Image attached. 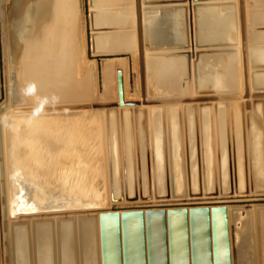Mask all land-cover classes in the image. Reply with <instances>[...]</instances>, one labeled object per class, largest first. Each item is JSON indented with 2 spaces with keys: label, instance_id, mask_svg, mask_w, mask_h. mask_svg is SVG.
I'll return each mask as SVG.
<instances>
[{
  "label": "bare ground",
  "instance_id": "obj_1",
  "mask_svg": "<svg viewBox=\"0 0 264 264\" xmlns=\"http://www.w3.org/2000/svg\"><path fill=\"white\" fill-rule=\"evenodd\" d=\"M5 1L6 0H3V2ZM46 1L52 2V4H50L49 6V13L51 11H55L58 8H60L58 11V15L55 21L48 20L49 17L47 15L48 13H45L44 16L40 15V19H42L43 16L42 19V23H44L43 30H40L39 34L36 36L37 39L32 41L34 50H32L27 57L25 56L26 52L20 50V47H18L20 43L19 40L23 39L25 35V31L29 25V21L31 20V18L34 19L33 20L34 23L38 22L35 20V18L37 13H39V10L41 9L39 8L37 1L32 2V5L26 8L25 15L17 16V14H13V16L16 15V17L14 18L17 17L19 18V21L17 23H20L19 27L16 28L18 37L15 42H13L14 39L12 38V35L10 33V25L7 24V26L5 27L6 41H7V44L5 45V53L7 58H9L6 60L8 86H9V78L11 80L14 74L12 67L13 65L15 66L19 64V59L17 58L20 52L25 53L23 54L25 58L24 65L27 64L26 67H28V69L32 73L38 76V78L40 79L39 83L41 82L43 84L46 82V90L43 91L42 86H39L41 84L37 83V81H35L31 75L25 73L23 78L29 84L28 85L29 88L28 89L26 88L25 91L22 93L23 95L21 94L19 98L15 99L16 101L23 103H25L24 102L25 98L29 103H31L32 101L40 102L42 100H45V103H49L54 100L55 103V100L63 101L71 98L73 92L72 90L68 89L69 88L68 86H67L68 88L64 87L62 89L55 88L54 87L55 85L52 86L53 84L50 82V80H48V77L46 76L47 74L44 73V67H46L47 65L46 61L51 60V57L54 55L55 50H58L59 48L58 46L61 45L60 42L62 40L59 37L60 31L58 30H63V29L65 30L66 28L68 32L69 30H73L74 31V33L72 32L73 40L76 41V43L78 44V45L76 44V46L79 47V40H78L79 34L77 28V23L79 20L77 0H46ZM129 1L130 0H93V3L95 5L94 9L99 11V14L95 18L94 25L96 27L98 25H110V26L114 25L120 27L119 31L116 32L118 34L115 36H110L109 34H102V35L99 34V36H97L95 40L97 51L99 50L101 51L105 50L106 52L120 51L124 53L135 52L138 55V49H137L138 36H139V32L137 34L138 25L137 23L133 22V17H130L132 14L129 13V10L127 9V6L125 4V3H129ZM217 1H223L224 4L223 8L219 7L220 5L217 4ZM250 1L251 3L248 2V0H246V8H245V2L243 0L244 16H245V23L243 27L247 35L245 43L247 47V66H248L249 82L251 83V89H255V91H261L263 94L264 92V0H250ZM30 2L31 0H29V3ZM209 2L212 3L209 4L208 6L199 8L196 12L197 44L199 45L200 48H204L205 50L215 47L222 48V46H230V47L225 49L226 51H228L226 54H219L213 52V50H209L208 52H205L204 55H201L200 58L198 59L196 72L192 73L194 86H195L194 94L197 93L199 96L197 99L193 100L196 102L195 104H192L193 101L182 104V102L185 101V99L182 98L183 96L179 97L181 93L184 92H181V90L178 87H176L175 80L177 79V77L175 73L178 72L177 73L178 75L181 74L179 71L182 72L183 70L182 63L178 62L175 64H171L169 61L164 60L163 57L161 56L154 57V55L160 53V51L148 52V54H151L153 56L151 57L152 61H148L149 77L152 83L155 84L156 86H160L159 88L163 91L170 92L173 94V93H177L179 89V92L177 93V96H174L175 98L173 99H164L165 96H157V97L153 96L155 98L161 97L158 100L163 102L162 103L163 106L162 105L149 106L146 109L149 110L166 109L167 111H170L167 113L166 117L169 116L171 122L174 123L175 122L177 123L176 120H178V116L176 115L178 113H180L181 117L183 118L184 115H187V118L192 119L191 115L193 114V110L197 113V115L198 113L199 115L200 113L201 114L204 113V115L197 116L199 121H206L205 117L208 116L207 115L208 113H211L212 116L211 122L213 123L215 121V115L216 116L219 115V118L221 117L223 118V114L221 113V108L219 107L221 103L216 101L217 99L221 98L220 97L221 95L218 94L223 93L222 91H227V90L233 91L234 93L239 90L243 91V83L239 81V78L235 77L236 70L237 68L240 67L239 59H242V56H239V54H241L242 52H241V46L239 45V41L237 40V30H236L237 27L235 26L236 24H238L235 22L236 19L235 10H236V6L239 4V0H209ZM256 6L258 7V10L254 9ZM7 18L9 19L8 16ZM23 21L24 23H22ZM7 23H9V20ZM255 24L256 25L258 24L260 27L261 26L263 27L262 28L258 27L256 29L259 30H256L255 29L256 26L254 27ZM166 25H167V21L164 23L165 26L164 31L166 32L165 34L166 41L167 43H169L171 42V40H173V37L171 36L172 32L168 36L167 31L169 30L167 29ZM38 26H42V25L34 24L32 25L31 30L33 27H38ZM157 26L159 27V24L153 21V19L146 18L145 23L144 22L140 23L139 28L141 30L142 35L144 31V33H146L149 40L154 41L160 38V36L156 33ZM247 27L249 30L247 29ZM81 28H82V24H81ZM7 30H9V33L7 32ZM228 31L231 34H233L234 32L233 35L236 38L234 37L233 40L229 38V35L227 33ZM177 38H179L178 35ZM238 46L240 50L236 49L235 51L231 49V48H238ZM15 47L18 49L17 51ZM11 54L14 57L13 59L14 63L11 61V56H10ZM74 60H75V65H74V72L72 79L75 84L76 83L78 84L80 78H82L81 72L83 71V69L82 67L80 68L79 66L80 64L78 65V58L76 57V55H74ZM116 62L118 63V61H115V63ZM234 63H236V65ZM120 64L121 65L119 64L118 65L121 68L122 74H124V71L122 69L124 68L125 63H120ZM174 65H177V67L174 68ZM25 70L27 69H24V72ZM102 71H103L102 90L104 93L102 98L104 97L107 99V97L110 96L109 90H110V85L112 84L111 81H113V79L115 80V85H114L115 90L114 89L113 90L116 91V77H115L116 66H114L113 63L110 64L104 63L102 66ZM20 81H21L20 77H17L14 80L13 84L10 85L9 87V93H8L9 105L12 98V93L16 94L15 91L17 90L15 89L19 90L20 88L24 87V84L20 83ZM62 81L63 80L61 79L60 82ZM126 83L127 82L124 77L123 94H124V99L127 100L126 98L127 94L125 95ZM83 84H85V82ZM255 91L252 90L251 92L250 90V95H249L250 96L249 99L251 102L250 105L255 100L254 95L257 94V92ZM41 92L43 94H40ZM203 93L206 95H210V96H205V98L211 99V102L206 103L207 105L209 104L210 106H203L206 108H203L201 111L199 110L198 104H200L199 102H201L203 99L201 97ZM159 94L160 91L158 95ZM112 95L113 94H111V97ZM214 96H216V98L215 100H212V97ZM83 97L85 98L86 95H83ZM256 97H258L259 99L262 100V102H264L263 101L264 96H259V94H257ZM88 98L90 97L88 96ZM108 100H110V98L107 99L106 101ZM116 100H117V95L115 94V101ZM169 100H172L173 103H169ZM76 101L77 103L78 102L80 103L82 100L80 101L76 100ZM84 102H88V101H84ZM45 103H41V104H45ZM170 104H180L181 108L179 107L180 108L178 109L179 111L176 108H171V107L165 108L164 105L171 106ZM39 107H47V106L41 105ZM252 107L253 106L250 107V110H252L251 109ZM128 109H133V108H128ZM252 112H254V110ZM263 112L264 111L262 109V114ZM41 115L43 114L32 116L31 118H20L18 119L17 122L9 120L8 127L7 124L4 125V122L2 123L3 118L1 119L0 130H1V143L3 147H2V163L0 164V170L2 176H4L5 178L6 193H5L4 211L5 213L8 214L7 223L5 225V230H4L5 233L4 237L6 239L5 244H3V240L1 238L3 264H92V263L100 264V260L98 262V258H97L98 255L97 251L95 250L96 249L95 234L97 233V238H98V232H96L97 229L95 230L94 226L92 225V222L90 221L81 222L79 225L80 227L79 231L74 230L71 227L72 225L70 221L62 220V222H58L57 220H52L54 230L51 228V225H45V224H50L48 222H43L40 225L30 224L28 226L27 225L28 221L27 222L23 220L19 222L10 221L9 214H11L10 210L12 208L11 209L9 208L12 206L11 204H13L15 200H18L17 198H19L21 195L25 194L27 189L28 191L26 193L28 194L27 195L28 199H26L25 201L27 202V204L30 205V207L28 206L29 208L27 209V211L20 212L21 214L22 213L24 214V212H27L26 214L29 213L28 215L41 214L44 212L51 213L52 211L58 212V210L60 209L73 208V205H75L78 201H79L78 203L81 204H76V205H83L82 203H94L93 201L98 202L99 199L101 198V190H99L101 186L100 181L97 179V182H95L94 178L89 175L94 169V166L92 165L94 158H97L98 160L103 159V153L104 156L106 157L107 154L106 149L102 148L101 146V141L103 142V144L105 143L106 145L105 131H103L104 132L103 133L102 131L99 132L98 128H96L97 130L93 129L94 123L91 117L78 119V115L75 116L70 115L67 117H61V116L48 117ZM126 115L127 114L123 115V122H124L123 127L121 125H118L117 127L118 130L117 131L114 130L115 132L112 133L113 141L115 140L116 132H119L116 139H119L120 136L122 137V135L120 134L122 133V130H124V132L126 133L124 134L127 136L130 133V128H128L129 124L131 123L132 125H134V123L131 122L132 120H130L129 116ZM161 117L162 116H160L159 112L155 111V114H153L150 117V119L151 120L153 119V122L155 121V124H158ZM262 117H264V114ZM110 118L113 121L119 120L117 119L118 117H115V115L113 114H111ZM257 119L259 123L257 127L253 129L252 139L250 141H248V139L244 141V143L246 144V148L248 149V146H250V150L254 155L253 156L254 167L255 170H257L254 172V177H253L255 182V188L260 186L263 179V172H260L261 161H262V154L260 151L261 135L256 130L259 129V126L261 128L262 124H264V122H262V119L264 118L262 119L257 118ZM251 120H252L251 122L254 121V119L252 118ZM192 123H193L192 120H190L189 129L192 126ZM173 127L174 130H173V136L171 138V145L173 148V155L176 158L174 162L177 165V160L178 158H180L178 154V150L180 147L179 144L180 137L178 133L175 131L176 124H173ZM80 128L84 129L85 133L90 132L91 134L92 133L97 134L96 146H93L94 137H91L89 134L88 138L85 139L81 133ZM7 135L9 137V147H8L9 161H7V147L5 146ZM207 135H209V132H207ZM153 136H154L153 140L155 143V153L157 160L156 162L160 161L161 163V157L158 150L161 141L158 138V134H156L155 132ZM113 144L115 145V142H113ZM237 145L240 147V140ZM149 146H150V142H149ZM210 146L211 145L209 144L206 145L208 151H211ZM221 146L223 147L220 141L219 147L221 148ZM212 148L213 150L211 152H213V155L215 156L214 153L217 152V148H218V143L217 141H215V138ZM90 152H93V154ZM208 155L209 153L207 152V156ZM191 157H193V151H191ZM8 162H9V166H8ZM205 164L207 165V169H208L209 162L206 161V159H205ZM101 165L104 167L103 164ZM176 165L174 164V174H175V182H176L175 190L179 192L180 177L178 176L179 170H176L177 167ZM191 166L192 168H194V164ZM157 168L159 169L157 182L158 184H160L163 170L161 171V168L159 167ZM114 184H119L117 183L116 177H114ZM116 190L117 189H115V193ZM43 200L45 204H47L48 207L52 209L49 210L42 208L33 209L34 207L38 208V206H41L40 203ZM151 200H155V199L152 197ZM122 203L124 202L122 201ZM261 219L262 220L260 221L261 222L260 238L259 236H257L258 240L254 246H255V253L257 251L256 246H259V251H261L262 253V258H260V261L261 264H264V216H262ZM127 221L128 223L126 224V228L123 231V233L124 235L126 234L125 237L127 238V247H128L127 251L129 250L128 264H138L136 260H134L135 258L132 257V253L134 252L133 250H136L135 252L139 254L138 244L136 242L137 239L135 238L138 232L137 228L139 224L135 219L127 220ZM157 221L158 219L151 220V223L154 224L157 223ZM180 222H181L180 220L174 219V221L172 222L171 234L180 235L183 233V230L179 229ZM78 223L79 222H77V224ZM111 223L112 221L109 220L105 222L107 242L108 244H110V247L112 246V249H109L110 250L109 258H112V253L114 251L113 238L115 236L113 231L114 228L113 226H111ZM151 223L144 222L145 236L147 234L150 235L153 234L154 226ZM147 224H149L148 227ZM176 224L178 225V228L175 227ZM194 225L197 228H199L197 230L198 232L203 231V223H201L200 221H195ZM209 225L211 231V244L214 247L212 250V260L217 264H223V260L227 259L228 264H230L232 261V255L229 257L231 250V246H230L231 231H230L229 221L227 222L222 217L216 216L210 219ZM226 225L229 227V230L228 228H226ZM167 227L168 224H165V228ZM258 227L259 225L255 224L256 235H257V231H259ZM241 228L242 231L243 230L245 231V233L241 234L240 236L241 239L239 240L240 243L238 250L240 251V260L238 258V263L250 264L246 256L247 253L246 232L249 230L251 231L250 224L243 221ZM155 229L156 230L154 231V236L156 241L155 243L153 242L155 251L153 249L154 254L152 260L154 264H159L162 262V260H158L160 258V254H159L160 244L158 242L159 241L158 235H159V231L162 232V229L160 225L159 227L155 226ZM147 230L149 231L147 232ZM176 244H177V240H176ZM248 246L249 245H247V248L249 249ZM251 250L252 248L250 249V251ZM73 260H75L76 262H74ZM139 264H141V262Z\"/></svg>",
  "mask_w": 264,
  "mask_h": 264
},
{
  "label": "water",
  "instance_id": "obj_2",
  "mask_svg": "<svg viewBox=\"0 0 264 264\" xmlns=\"http://www.w3.org/2000/svg\"><path fill=\"white\" fill-rule=\"evenodd\" d=\"M10 0H0V58H1V79H2V90L0 88V99L3 100L0 103V127L1 119L5 112L9 109L8 102V93L9 87L12 85V79L9 78V86L7 82V56L5 53L6 41V30L7 18L5 20L4 8H7ZM195 1V0H192ZM189 0H130L129 3H125L127 9L130 12H134L133 22L138 25V55H137V67L134 70L137 72L136 80L139 86L138 96L141 98V101H125L123 94L124 79L121 70H116V95L117 100L115 102L111 101H94L95 92L97 89V79L96 72H92V83H93V101L91 102H81L75 103V105H57V106H47V107H33L27 108L19 112H28L31 114H36L41 111L46 114L48 117H67L78 115V119H84L91 117L94 123V128L99 129L100 131H105L106 136V145L101 141L102 148L106 149V157L103 153V159L98 160L94 158L92 165L94 169L89 176H92L97 182V179L100 181L101 198L98 202L93 201L94 203H82L90 204L89 206L80 208L76 205L73 208L60 209L58 212H51L52 214H66L79 211H94L96 215L89 217H79L78 220L81 221H91L95 230L98 226V238L97 233L95 234V247L97 251L98 262L100 264H127L129 259V250L126 251V237L123 233L124 223L128 219H139L140 224L138 225L137 231L139 235H136L138 243V253L135 251L132 253V257L135 258L139 264H154L153 254L155 251L154 244L155 236L154 231L155 226H161L162 232L159 231L158 241L160 244L159 254L162 260L159 264H217L212 260V250L213 246L211 244V231H210V219L213 217L219 216L228 220L227 213L229 212V222H230V255H232V261L230 264H239L238 258L240 260V251L239 249V240L241 239V234H244L245 231H242L240 227L237 229V223L239 222L242 226V222L250 224L251 231L246 232L247 245H246V256L250 264H261L260 258H262V253L259 251V246L255 253V243L260 238V225L261 217L264 216V204L263 205H247V206H234L230 207L228 210L224 208H189V209H171V210H150V211H126V212H110V202H135L140 201H150L153 197L157 201L168 200L172 198L173 200L187 199L186 197L193 199L200 198H215L218 196H248V195H264V124L261 128L256 131L261 135V152H262V161L260 172H263L262 183L259 187L255 188L254 182V159L253 154L250 150L246 148L244 141L252 139V132L255 127L258 125V119H254L251 122L249 120L250 116H246L245 112L252 113L250 111L251 106H256L258 103H262V100L256 97L264 96V92H257L255 100L250 105V89L251 83L249 82V75L247 72V47H246V35L245 29L243 27L244 23H240V32H241V54L243 60V70H244V84H243V93H237L233 91H222L219 93L221 95L220 99H217V102H220L219 107L223 108V123H224V137H221L222 131L220 130L221 120L219 121V115H215L214 126L212 121L211 113H208L205 117L206 121H199L197 116L204 115L197 113L193 110L192 114V125H193V134L190 137L189 133V122L187 115H184V118L181 117L180 113L178 116L177 123L171 122L169 116L166 118L161 117L159 121V134L161 142L159 144V154L161 157V163L156 162V153H155V143L154 136L151 127V119L147 125V118L145 116V109H141L142 106H160L162 101L158 98L147 100L151 96H165L166 99H173L174 96H177V93H170L161 90L159 87L152 83L149 77L148 71V61H152L151 54H148L149 51H160V53L154 55V57H163L164 60L169 61L171 64L178 62L182 63V72L178 75L175 73L177 79L175 80L176 87H178L181 92L180 96L185 99L182 103L192 102L197 99L199 96H189L185 94L191 91V75L193 72H196V65L199 59V56H196V60L192 61L191 53V21L189 13ZM90 7L89 10V24H90V51L93 55H113V54H128L130 52H106L105 50L96 49L95 40L97 36L102 34H109L110 36L117 35L120 27L110 26V25H94L95 18L99 14L98 10H95L93 0H88ZM239 10H240V20H243V0H239ZM147 19H153L156 23L159 24V27H156V33L160 36L159 39L150 41L146 33L143 31V35L139 28L140 23H145ZM167 21L169 26L167 33L168 36L172 32L173 40L167 43L164 31V23ZM166 25V26H167ZM194 30V41L196 47L201 49L197 44V34H196V17L193 18ZM105 31L106 33H104ZM114 32V33H111ZM177 35L179 38H177ZM170 41V40H169ZM85 48V47H84ZM204 49V48H203ZM206 51V50H205ZM219 53L217 51H213ZM146 53V54H145ZM85 54V53H84ZM131 54V53H130ZM202 54V53H201ZM220 54V53H219ZM203 55V54H202ZM85 60V58H84ZM135 64V63H134ZM92 66V65H91ZM177 65H174L176 68ZM175 77V78H176ZM136 83V84H137ZM137 87V85H136ZM135 87V89H136ZM156 87V90H154ZM160 94L158 95L157 93ZM154 91V92H153ZM151 92H153L151 94ZM156 92V93H155ZM137 94V93H136ZM10 95V94H9ZM216 95V94H215ZM199 102V110L202 111L204 104L211 102V99L205 98ZM252 96V95H251ZM216 96L212 97V100H215ZM230 102V103H228ZM169 103H173L172 100H169ZM196 103L195 101L192 102ZM223 103V104H222ZM126 106V107H125ZM188 106V105H186ZM195 106V105H193ZM128 108H133L132 111H127L129 113V119L132 120L135 124V129L137 134L134 138H127L126 133L122 130L121 142L117 138L119 132L115 133V140H112V133L117 131L118 125L123 127V115L124 110ZM253 108V107H252ZM118 109L120 111H118ZM197 109V107H196ZM254 112H257V108H253ZM12 111V110H11ZM237 112V113H236ZM14 114V111H12ZM141 113V114H140ZM23 114V113H22ZM111 114L118 117L117 121H113L110 117ZM25 116V115H23ZM43 116V115H41ZM10 117V119H9ZM6 117L4 125L9 126V120L13 119L14 116ZM19 117V116H18ZM238 118V123L240 127V133L235 134V119ZM133 118V119H132ZM202 118V117H201ZM141 119V121H139ZM183 119V120H182ZM112 120V121H111ZM181 121L184 124V132L181 130ZM140 122V123H139ZM206 128L203 127V124ZM208 123V124H207ZM173 124H176L175 131L180 137V147L178 150L179 157L177 160V165L174 162L176 158L173 155V148L171 145V138L173 136ZM200 124V128H199ZM139 125L142 130L143 137L140 140L139 134ZM112 128V129H111ZM81 133L85 139L94 135L93 146L97 144V134H91L90 132L85 133L84 129H81ZM97 130V129H96ZM115 130V131H114ZM206 130V132H205ZM261 131V133H260ZM209 132V135H207ZM85 133V134H84ZM104 133V132H103ZM125 133V134H124ZM239 134V135H238ZM132 136V135H131ZM150 138V139H149ZM215 141L218 143L217 152L213 155L212 146ZM240 140V147L237 145ZM205 141V144H204ZM220 141L223 145L219 147ZM115 142V145L113 144ZM150 142V146H149ZM211 145L210 150L208 151L206 145ZM136 145V150H135ZM2 143H1V130H0V164L2 163ZM140 147V149H139ZM205 147V150H204ZM83 148V146H82ZM8 150V149H7ZM191 151H193V157H191ZM207 152L209 155L207 156ZM224 152V153H223ZM93 154V152H90ZM95 155V154H94ZM93 155V156H94ZM141 157L143 160H141ZM215 157V158H214ZM192 158V159H191ZM206 161L209 162V168L207 169ZM214 160V161H213ZM224 161V162H223ZM104 162V163H103ZM103 164L104 167L101 165ZM174 164L177 166L176 170L178 171V176L180 177V191L175 190V174H174ZM194 164V168L191 165ZM179 166V168H178ZM161 168L163 170L161 176V183L158 184V172ZM116 168V169H115ZM116 170V171H115ZM114 177L117 178V183L114 184ZM115 189L116 193H115ZM178 189V188H177ZM209 190V191H208ZM5 178L2 176L0 170V197H1V226H2V240L3 244L6 243L4 237L5 225L7 223L8 214L4 211L5 206ZM116 194V195H115ZM79 202V201H78ZM77 204H81L78 203ZM86 208V209H84ZM241 212H244L245 216H241ZM49 213V212H44ZM41 213V214H44ZM10 219L14 218L10 216ZM254 217L256 219H254ZM52 219V218H50ZM57 221H70L72 225H75V220L77 218L67 217V216H57ZM157 223L152 224L151 220H157ZM174 219L180 220L179 229L183 230V233L180 235L171 234L172 222ZM39 220V222H49L51 228H53L52 221H47L49 219H34ZM109 220L114 223V251L112 253V258H109L110 244L107 242V234L105 222ZM11 221V220H10ZM18 220L15 222H19ZM27 221V220H25ZM195 221H200L203 223V231L198 232L194 223ZM145 223H151L153 227V234H144ZM163 226H162V225ZM165 224H168V227L165 228ZM255 224L259 225L256 235ZM80 223L75 227L79 231ZM121 225V233L119 227ZM149 224H147V227ZM175 227L178 228L176 224ZM254 227V228H253ZM149 231V230H148ZM256 237V238H255ZM99 239V242H98ZM177 240V244H176ZM117 243V244H116ZM259 243V241H258ZM252 250L250 251V249ZM154 249V251H153ZM258 253V257L256 255ZM168 254V255H167ZM216 254V251H215ZM169 259V260H168ZM157 260V261H158ZM257 260V261H256ZM111 261V262H110ZM147 262V263H146ZM223 264H228V260L224 259Z\"/></svg>",
  "mask_w": 264,
  "mask_h": 264
},
{
  "label": "rangeland",
  "instance_id": "obj_3",
  "mask_svg": "<svg viewBox=\"0 0 264 264\" xmlns=\"http://www.w3.org/2000/svg\"><path fill=\"white\" fill-rule=\"evenodd\" d=\"M14 1L13 0H10L9 1V4L7 5V8L6 9L4 8L5 20H6L7 16L9 17V19L7 18V22L9 20V23L8 24L10 25V33L12 35V38L14 39L13 42H15L17 40L18 35H17V32H16V28H18L19 25H20V23H17L19 21V18L18 17L17 18H14V17H16V15L13 16L12 13H11V10H10L11 7H12V5H13V3H14ZM23 1L26 3V0H19V6H18V9H17V12H16L17 16H22V2ZM244 2H245V0H244ZM248 2L251 3L250 0H248ZM211 3L212 2H209V0L208 1L207 0H195V1L189 0V2H188V5H189V13H190V21H191L190 23H191V40H192V42H191L192 61H195L196 60V56H199V55H202V54L204 55V53L205 52H208L209 50H213V51L215 50V51L219 52L220 54H226L228 51H226L225 49H227V48L230 47V46H222V48L215 47V48H211V49H206V51L203 48L198 49L196 47V43L194 41V35H195V33H194V30L193 29L195 27L193 26V18L195 19L196 12H197V10L199 8L204 7V6H208ZM217 4L220 5L219 6L220 8H223V5H224L223 4V1H217ZM77 8H78V19H79L78 20V23H77L78 34H79V38H78V40H79V47L76 46L77 43H76L75 40H73V33H74L73 30H69V32H68L67 28L65 30L63 28H62L63 30H58V31H60L59 32V37H60V39L63 42L62 41L60 42L61 45L58 46L59 47L58 50H55V53L51 57V60L46 61V64L47 65H46V67H44V73L47 74L46 76L48 77V80H50V82L53 84L52 86L55 85L54 87L55 88H58V89L59 88L62 89L64 87H66V88L69 87L68 89H70V90L73 91L71 98H69L67 100H63V101L62 100H55V103H54V100L51 101V102H49V103H45V100H42L40 102L32 101L31 103H29L26 100V98L24 100L25 103L16 101L15 99L16 98H19V96L25 91L26 88L27 89L29 88V86H28L29 84L23 78V76L25 75V73L28 74V75H31L33 77V79L35 81H37V83H39V80H40L36 74L32 73L28 69V67H26L27 64L24 65L25 58H24L23 54H25V53H23V52H20L19 53L18 52L19 53V56H18L17 59H19V64L15 65L16 72L14 71V65H13L14 76L12 78V82L11 83H13L14 80L17 77H20V80H21L20 83H23L24 84V87L20 88L19 90L18 89H15V90H17V91L14 90L16 94L12 93V98H11L10 105H9V108L10 109L7 110L8 112L7 111L5 112L6 115L4 114L3 120H5L6 117L14 116L13 119H11V121L17 122L18 119H20V118H31L32 116H37V115H40V114H43V116H47L46 114H48V113H44V112H41V111L40 112H37L36 114L35 113L34 114H31V113H28V112H26V113L20 112L21 113L20 114V113L17 112V111H21V110L27 109L26 107H28V106H30L28 108H33V107H39L41 105L52 106V104H53V106H57V105H68V104H71L70 102H72V103L74 102V104H71V105H75V103H77L76 100H78V101L82 100L83 102L84 101H88V102L89 101L90 102L93 101V88H94L93 83H92V76H93L92 75V72H93V70L96 72V79H97V89H96L95 97H94L96 99H94V101H97V100L101 101L102 99L105 100L106 98H104V97L102 98V96L104 94L103 93V90H102V86H103V74H102L103 71H102V66H103L104 63L105 64L113 63V65L116 66V70H121V68L119 67V65H121L120 63H125V66L122 69L124 71L123 79L125 77V80L127 82L126 85H125V90H126L125 91V95L127 94L126 95L127 100L126 99L125 100L126 101H133V100L134 101H141V98L138 96V94H139V86H138V83H137V80H136L137 72H135V70H134V65H135V68L137 67V61H138L137 54L134 52V53H131V54L128 53V54H113V55H99V54L93 55L91 53V51H90L91 31H90V24H89V10H90V7H89V4H88V0H77ZM254 9L255 10H258V7L256 6ZM47 13H48V11H47ZM129 13L132 14L130 17H133L135 19L134 12L133 11L132 12L129 11ZM235 13H236L235 22L239 24V25L238 24L235 25L237 27V29H236L237 30V40L239 41V45L241 46V32H240V27L239 26H240V23H245L244 7H243V20H242V22L240 20L239 4L236 6ZM47 15L49 16L48 17V20L49 21H54L52 12L51 13H48ZM80 22L82 24V28H81ZM22 23H24V21ZM12 24H13V26H12ZM34 24H37V23H34ZM254 27L256 29L258 27L259 28H262L263 26L260 27L258 24L257 25L255 24ZM35 28L36 27H34V29ZM256 30H259V29H256ZM28 31H30V33H28ZM32 31H33V28L31 30V27L28 26V28L25 31V35H24L23 39L22 40H19L20 43H19V46L18 47H20V50H23V51L26 52V54H25L26 57L33 50V42H30V43L29 42H25L26 39L27 38H30V39L32 38L34 40L36 38V30L34 32H32ZM7 32L9 33V30H7ZM103 32L106 33L105 31H103ZM227 33L229 35V38H231L233 40L234 37H235L233 35L234 32H233V34H231L229 31ZM13 34H14V37H13ZM245 35H246V32H245ZM227 44H229V43H227ZM15 49H16V51L18 50L16 47H15ZM79 49H80V51H79ZM231 49H233L235 51H236V49L240 50L239 49V46H238V48H231ZM11 53H12V51H11ZM132 54H134V55H132ZM74 55H76V57L78 58V65L80 64L79 65L80 68L82 67V69H83V71L81 72L82 73L81 74V77L82 78H80L78 84L77 83L75 84L74 81H73V79H72L73 72H74V65H75ZM10 56H11V61L14 63V60H13L14 57L12 56V54ZM239 56H242V54H239ZM53 57H56V58H53ZM84 58H85V60H84ZM7 59H9V58H7ZM115 61H118V63L117 62L115 63ZM239 61H240V67L237 68L235 77L239 78V81L244 84V81H243V79H244V70H243V63H242L243 60L242 59H239ZM65 62H67V63H65ZM234 64L236 65V63H234ZM24 66H25V68H24ZM196 68H197V65H196ZM24 69H27V70H25V72H24ZM90 70H91V72H90ZM71 72H72V74H71ZM247 72H248V69H247ZM1 76H2V74H1V58H0V88L2 90V79H1ZM61 79L63 80L62 82H60ZM191 79H192L191 80V83H190L191 84V91H189L187 93H190L191 94V95L189 94V96H197L198 95L197 93L194 94V88H195V86H194L193 75H191ZM84 82H85V84H83ZM111 82H112V84H111L112 86L110 85V90H109L110 96H108L107 99L110 98V100H108V101L115 102V94H116V91H114L115 90V88H114L115 80L113 79V81H111ZM39 84H41L39 86H42V90L43 91L46 90V82L43 83V84L40 82ZM136 85L138 87H136ZM135 87H136V89H135ZM154 90H156V87H154ZM250 90H251V92H252V90L255 91V89H250ZM227 91H229V90H227ZM153 92H151V94ZM178 92H179V89H178L177 93ZM255 92H258L259 93L261 91H255ZM237 93L240 94V93H243V92H242V90H239V91H237ZM40 94H43V93L41 92ZM111 94H113L112 97L114 99L111 97ZM83 95H86V97L84 98ZM185 95H188V94H185ZM80 96H81V98H80ZM88 96L91 99L88 98ZM179 97H181V96H179ZM179 97H176V98H179ZM154 98L155 97L151 96L150 98H147V100L154 99ZM159 98H161V97H158V99ZM164 99H166V98H164ZM2 100H3V98L0 99V103H1ZM99 101H97V102H99ZM41 103H45V104H41ZM182 104H184V103H182ZM193 104H195V103H193ZM170 105L171 106H166V105H164V106H165V108H170L171 107V108H176L177 110L181 108L180 104H170ZM140 106H141L140 107L141 109H143V110L145 109V113L144 114H145V116L147 118V125L149 124L148 121H150V117L153 114H155V111L156 112H159L160 116H164L165 118H166L167 113L170 112V111H167L166 109H162V110H149V109H146L149 106H142V105H140ZM152 106H154V105H152ZM205 106H210V105L209 104L208 105L205 104ZM191 107H193V106H191ZM11 110L14 111V113H16V114H13ZM120 110L118 109V111H120ZM130 110L132 111V109H126V110H124V114H127L126 116H130L129 113L127 112V111H130ZM221 113L223 114V108L221 109ZM147 114H148V116H147ZM23 115H25V116H23ZM9 119H10V117H9ZM190 120H192V119L188 118V122ZM220 120L222 121L221 124H220L221 125L220 126V130L222 131L221 137H224V131H225L224 130V123H223V119L222 118ZM139 121H141V119ZM237 121H238V118L236 117V119H235V134L240 133V129H239L240 127H239V123ZM151 122H152L151 123V127H152L153 134H154V132L156 134H158V138L161 141L160 134H159V122L157 121L158 124H155V121L153 122V119L151 120ZM202 125H203L204 128H206L204 126V123ZM134 126H135V124L132 125L130 123L129 124V127H128V128H130V133H129V135L127 137L130 138V139L131 138H134V139L136 138L134 135H136L137 132L134 133V131H136V129H135ZM213 126H214V122H213ZM183 127H184V124L181 121V130L184 131V128ZM138 128H139L140 140H142L143 133H142V130L140 129V125H139ZM199 128H200V124H199ZM189 133H190L189 136L191 137L192 134H193V125L189 129ZM91 137H93V135ZM121 138L122 137L120 136L119 137V141L120 142H121ZM5 146L8 149V147H9V137H8V135H7V138H6V141H5ZM139 149H140V147H139ZM135 150H136V147H135ZM8 157H9V155H8V150H7V161H9L8 160L9 159ZM141 160H143L142 157H141ZM8 166H9V162H8ZM8 169H9V167H8ZM25 191H26V188H25ZM27 191H28V189H27ZM26 192H25V194H23L19 198H17L18 200H15V202L13 204H11L12 206L9 209L12 208L11 210H14V211H11L10 210L11 217H14V218H11L10 219L11 221H18L19 219L20 220H23V221L27 220L28 221V224L27 225L29 226L30 224H34V225H40V224H42L41 222H38L39 220H33V218L34 219H38V218L49 219L47 221H52V220H57L56 219L57 216H67V217L77 218L75 220V223L76 224L74 226L71 223V225H72L71 227L74 230H77V228L75 229V227L77 225V222L81 223V222H85L86 221V220L81 221V219L78 220L79 217H83V216L84 217H89V216H92V215H96V213H94V211H79V212H73V211H71L72 213H69L68 212L66 214H52L50 212L49 213H44V214H33L32 213L33 215H28L29 213L26 214L27 212H24V214L23 213L21 214L20 212L27 211V209L30 207V205L27 204V202L25 201L26 199H28V196H27L28 194ZM186 198L187 199H181V200H173L172 198H169L168 200H163V201H157V200L140 201V200H137L135 202L123 201L124 203H122V202H118V203L117 202H115V203L110 202V207H109L110 209L109 210H110V212H118V213H120V212H126V211L171 210V209H189V208H201V207H204V208L205 207L206 208H224V209H227L228 210L230 207H234V206H247V205L256 206V205H263L264 204V195H258V196L257 195H248V196H236V195H233V196H229V197L228 196H223V197L222 196H218V197H215V198H203L202 197L200 199H196V198L190 199L188 197H186ZM23 199H24V202H23ZM42 204H44V205H42ZM24 205L27 206V207H25ZM40 205L41 206H38V208L37 207H34L33 209H41V208L42 209H47V210L52 209V208H49L47 204H45L44 200L40 203ZM87 205L88 204H86V205L83 204V205H78V206L80 208H82V207H86ZM1 206L2 205H1V197H0V213H1ZM75 206L76 205H73V207H75ZM18 211H19V213H18ZM52 212H54V211H52ZM227 215H228L227 217H228V220H229V212L227 213ZM241 216L242 217L245 216L244 212H241ZM50 218H52V219H50ZM134 219L138 222V224H140L139 219H136V218H134ZM254 219H256V218L254 217ZM128 220H132V219H128ZM228 220H227V222H228ZM27 221H25V222H27ZM59 222H62V220L59 221ZM1 223H2V220H1V215H0V224ZM35 223H37V224H35ZM127 223H128V221H126L124 223V230L126 228V224ZM45 225H50V224H45ZM111 226H113V228H114V223L113 222L111 223ZM120 226H118V227H119V230H120V233H121V230L122 229H120L121 228ZM240 227L241 226H240V224L238 222L237 223V229H239ZM226 228H228V230H229V227L227 225H226ZM1 229H2V226H0V264H3L2 245H1V236H2ZM52 229H51V231H52ZM96 229L98 230V226L96 227ZM93 232H94V229H93ZM147 232H148V230H147ZM137 235H139L138 232H137ZM125 236H126V234H125ZM140 236H141V234L139 235V239H140ZM225 236H226V234H225ZM114 238H115V236H114ZM114 238H113V240H114ZM135 238L137 239V237H135ZM158 239L160 240V238H158ZM27 246H28V244H27ZM27 246H26V248H27ZM127 249H128V247H127V238H126V251H127ZM97 251H98V249H97ZM257 256H258V253L256 255V258H257ZM30 260H31V257H30ZM73 261L76 262L75 260H73Z\"/></svg>",
  "mask_w": 264,
  "mask_h": 264
},
{
  "label": "flooded vegetation",
  "instance_id": "obj_4",
  "mask_svg": "<svg viewBox=\"0 0 264 264\" xmlns=\"http://www.w3.org/2000/svg\"><path fill=\"white\" fill-rule=\"evenodd\" d=\"M35 1H37V3H38V6H39V8L41 9V10H39V13H37V15H36V18H35V20L36 21H38V22H35V23H42V19H43V16H44V14L45 13H47V11H48V13H49V6H50V4H52V2H50V1H46V0H31V2L29 3V0H26V3L23 1L22 2V16L23 15H25V13H26V8L27 7H30L31 5H32V2H35ZM18 6H19V0L17 1V0H15L14 1V3H13V5H12V7H11V13H12V15L13 14H16V12H17V9H18ZM58 10H59V8L57 9V10H55V11H51L52 12V14H56L57 12H58ZM50 12V13H51ZM40 15H43L42 16V19H40ZM33 18H31V20L29 21V23H30V25H28V26H30V27H32V25H33ZM36 24V25H37ZM28 28V27H27ZM37 28V27H36ZM35 28V29H36ZM34 29V30H35ZM15 67V66H14ZM12 69H13V67H12ZM14 71L16 72V69L14 68ZM13 76H14V74H13Z\"/></svg>",
  "mask_w": 264,
  "mask_h": 264
},
{
  "label": "crops",
  "instance_id": "obj_5",
  "mask_svg": "<svg viewBox=\"0 0 264 264\" xmlns=\"http://www.w3.org/2000/svg\"><path fill=\"white\" fill-rule=\"evenodd\" d=\"M245 8H246V0H245ZM245 11H246V9H245ZM57 15H58V13H56L54 16H53V19H54V21L56 20V17H57ZM30 24V23H29ZM39 24H41L42 26H39V27H37L35 30H36V36L39 34V31L40 30H43V25H44V23H39ZM38 24V25H39ZM167 27V29L169 28V26L167 25L166 26ZM247 29H248V27H247ZM34 30V27H33V31L32 32H34L35 31ZM249 30V29H248ZM28 33H30V31H28ZM36 39V38H35ZM34 39V40H35ZM33 41V39L31 38H27L26 39V41L25 42H32ZM34 50V49H33ZM264 101V100H263ZM264 102H262V104L261 103H259L258 105H256V106H253V108H257V112L255 113V112H252L254 109L253 108H251L252 110H250L252 113H248V112H244V114L246 115V116H248V114H256V115H254V116H250L249 117V120L252 118V119H256V117L257 118H264V117H262L263 116V114H264V112H263V114H262V109H263V111H264ZM260 107H261V109H260ZM261 113V114H260ZM260 115V116H259ZM264 119H262V122H264L263 121ZM252 121V120H251ZM261 154H262V152H261Z\"/></svg>",
  "mask_w": 264,
  "mask_h": 264
}]
</instances>
